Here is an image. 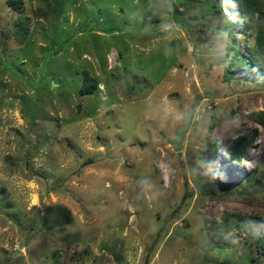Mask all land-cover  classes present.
Wrapping results in <instances>:
<instances>
[{"label":"rangeland","instance_id":"1","mask_svg":"<svg viewBox=\"0 0 264 264\" xmlns=\"http://www.w3.org/2000/svg\"><path fill=\"white\" fill-rule=\"evenodd\" d=\"M8 1L0 264H264V47L251 51L264 5L243 21L234 0H171V11L162 0H23L20 13ZM86 70L99 89L83 96ZM199 93L176 151L181 124L164 105L188 112ZM256 129L233 161L227 149Z\"/></svg>","mask_w":264,"mask_h":264},{"label":"trees","instance_id":"2","mask_svg":"<svg viewBox=\"0 0 264 264\" xmlns=\"http://www.w3.org/2000/svg\"><path fill=\"white\" fill-rule=\"evenodd\" d=\"M234 2H238L237 7L235 8V11L243 18V21L247 18L251 19L253 21V18L255 14L258 11L262 10V7L264 5V0H234ZM224 5H231L230 0H226L223 2ZM8 5L13 9L17 10L19 13L22 12V5L23 0H9ZM27 20V19H26ZM25 18H20L16 22V29L14 36L15 38L22 43H25L27 40L28 34H29V25L27 24ZM160 22V21H159ZM153 23H156L154 21ZM255 23V22H254ZM233 28L231 29L234 32H238L240 28L235 27V25L232 23ZM250 27V26H249ZM258 28V42L254 47H252V56L259 57V50L264 47V36H263V28L262 25H257ZM149 28H153L152 26H149ZM251 28V27H250ZM245 29L242 28L241 30L250 34L248 31H252L251 29ZM99 89V83L98 81L91 75V73L86 70L83 77V85L80 88L79 92L83 96L92 95L98 92ZM253 117V115H251ZM264 121L262 120L261 123ZM258 134V130H254L253 132L240 135L238 136L235 141L230 145V147L227 149L229 157L235 161L240 162L241 159L246 155V153L251 148L252 144L255 141V137ZM216 148L219 147L218 142H214ZM246 180L252 181L251 176H248ZM260 230H264L262 227L259 226ZM256 247L257 251L260 253H264V233H260L256 236Z\"/></svg>","mask_w":264,"mask_h":264},{"label":"clouds","instance_id":"3","mask_svg":"<svg viewBox=\"0 0 264 264\" xmlns=\"http://www.w3.org/2000/svg\"><path fill=\"white\" fill-rule=\"evenodd\" d=\"M162 3L167 5L168 11H171V0H162ZM160 29L165 33H171L173 30V25L168 22H163L160 25ZM163 115L165 119L170 118L171 120L179 124H184L189 120V115L187 112L181 111L178 107L172 104L164 105ZM138 183L145 193L150 192L153 188V185L147 179L142 178Z\"/></svg>","mask_w":264,"mask_h":264},{"label":"water","instance_id":"4","mask_svg":"<svg viewBox=\"0 0 264 264\" xmlns=\"http://www.w3.org/2000/svg\"><path fill=\"white\" fill-rule=\"evenodd\" d=\"M202 100V94L199 93L196 97V99L193 102L192 107L187 112L189 115L188 122L181 124L179 129L177 130L175 137L171 140L170 144L176 151H181L183 149V142L186 136V133L190 130L193 119H194V113L196 108L199 106L200 102Z\"/></svg>","mask_w":264,"mask_h":264}]
</instances>
